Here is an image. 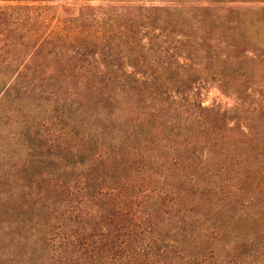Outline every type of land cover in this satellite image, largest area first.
<instances>
[{"label":"rangeland","instance_id":"374dc122","mask_svg":"<svg viewBox=\"0 0 264 264\" xmlns=\"http://www.w3.org/2000/svg\"><path fill=\"white\" fill-rule=\"evenodd\" d=\"M73 1L0 0V8L7 10L5 17L0 15V204L16 205L14 217L21 225L19 246L24 264H33L34 257L39 264L51 255V219L54 222L57 213L54 207L59 204H91L95 212L96 204H116L109 197L112 194L88 192V197L85 190L72 187L78 172L89 171L84 167L68 170L67 185H70L71 192L65 189L67 195L59 194L64 186L57 175L51 174V166L55 162L62 165L65 158L75 153L79 141L81 148L86 147L87 142H83L82 137L86 133L92 137L93 148L89 153L103 152L111 147L103 141V135L108 140L111 136L117 137V133L126 134L121 128L101 123L103 118L96 117L98 114L93 115L96 111L102 112L101 97L110 88L101 91L98 84L92 88L85 86L84 74L79 70L72 72L73 57L84 38L82 30L77 31V25L86 19L83 31L88 34L86 37L96 41L90 46L96 51V57L107 52V59L117 56L116 60L123 61L130 70L133 67L127 62V49L145 44L147 40L143 38L146 26H139V40L133 41L134 25L128 23L137 0H113L109 5L102 0H90L96 4L94 9L84 10L81 17L70 18L81 0ZM154 1L163 5L176 4L174 9L154 12L159 19L157 22L155 19L156 29L151 28V31L166 33L170 48L165 56L171 63L167 65L170 70L167 79L172 80L175 68L180 70L176 78L181 88L186 91L189 86L187 92L192 100L207 107L202 112L207 118V127L225 129L229 125H239L247 129L249 125L250 133L258 128L264 139V0ZM200 3L209 5L208 12ZM88 14L95 15L90 18ZM174 20L178 21L177 26L171 24ZM230 20L239 26V36L241 34L244 38L238 40L237 34L231 32L226 34L228 42L217 41L220 35L225 36L223 28ZM95 22L98 23L94 25ZM208 32L213 35L209 37ZM175 47L176 55L170 54ZM66 63L68 67L64 68ZM17 69L20 74L13 72ZM150 75H158V72L153 71ZM191 76L197 78L190 83ZM13 83L16 86L11 88ZM54 84L62 85L59 86L61 91L51 92ZM165 84L170 88L172 83ZM189 106L199 111L194 105ZM136 110L123 107V112L116 110V114L118 117L124 115L123 121L132 117L136 123ZM180 110L183 116L187 113L185 107ZM189 127L185 128L190 130L191 140L200 146L207 134L197 136ZM225 131L230 133L229 129ZM151 132L154 133L155 129ZM158 139L154 136L152 143L145 138L133 140L145 154L144 166L139 173L131 172L128 178L145 175V182H154L155 176H148L151 170H144V167L149 159L156 158L157 149L153 143ZM230 146L233 148L234 143L230 142ZM81 148L78 158L82 154ZM52 154L64 159L53 158L51 161ZM182 154L186 156L188 153L184 150ZM255 166L258 168L256 173L242 176L241 192H231L229 198L216 203L206 199V194L199 195L189 188L169 193V197H162L160 193L156 199L151 196L146 203L139 202L144 193L154 194L151 186L145 183L134 192L138 195H133L132 206H154L157 211L152 212V220L160 221L163 232L179 227V237L184 236V252L183 257H175V264H264V154L258 156ZM101 190L105 192L107 189L101 187ZM132 190L129 184L126 192ZM208 208V216H203L202 212ZM5 216L1 215V224L11 218V212ZM95 221L97 218H93L90 224Z\"/></svg>","mask_w":264,"mask_h":264},{"label":"trees","instance_id":"16d2710c","mask_svg":"<svg viewBox=\"0 0 264 264\" xmlns=\"http://www.w3.org/2000/svg\"><path fill=\"white\" fill-rule=\"evenodd\" d=\"M65 1L74 2L73 0ZM102 1L109 5L113 0ZM172 2L178 3V0H172ZM95 6L96 4L90 0H81L70 18L81 17L84 10L94 9ZM200 6L206 12L210 8L205 3H200ZM174 8L176 4L163 5L162 2L154 0L134 2L132 18L128 19V23L134 25L133 41L139 40V36L137 37L139 26H146L143 38L147 40L145 44H139L136 48L134 46L131 50L127 49L125 55H129L127 62L129 61L133 67L131 70L125 67L123 61H117L116 59L119 58L117 56L107 59L109 54L107 52H103L101 57H96V51L90 48L96 41H93L90 36L86 37L88 34L86 35L83 31L86 19L84 18L83 22L77 25V31L82 30V38H84L83 43L81 42L83 47L77 48V55L73 57L74 60L70 66L73 69L72 72L79 70L81 74H84L85 86L87 84L92 88L98 84L102 88L101 91L110 88L105 90L104 97H101L102 112L96 111L93 115L98 114L96 117L103 118L101 123L105 125L107 122L112 128H121L126 134L117 133V137L111 136L108 140L103 135V141L111 147H107L103 152L89 153L93 148L92 137L90 133H86L82 136L83 142H87L86 147L81 148L82 144L80 145L79 141L75 146V153L65 158L64 163L60 161L62 165L55 162V165L51 166V174L61 179L64 189L59 194L63 195L65 189L71 192L70 185H67L68 170L74 171L78 167H84L89 171L78 172L72 187L85 190L87 196L88 192L112 194L109 197L116 204H96L95 212L91 204H59L54 207L57 213L54 215V222L51 219V255L39 261V264H175V257H183L184 252L182 248L184 236L179 237V227L163 232L159 227L160 221L152 220V212L157 211L154 206L148 205L143 208L132 206L133 195H138L134 192L139 191L143 184H149L154 194H140L141 198L138 200L146 203L151 196L156 199L160 197V193L163 197L168 196L169 193L174 194L179 189L189 188L198 192L199 195L206 194V199L216 203L218 200L229 198L231 192L235 194L243 188V175H249L250 172L256 173L258 168L255 162L258 156L264 154L262 131L255 128L250 133L249 125L246 126L247 129L239 125H229L225 129L207 127V118L202 113L207 107L199 101L196 102L195 99L192 100L187 92L189 86H186V91L181 88L180 81L178 77L176 78L180 70L175 68L172 80L167 79V73L170 72L167 65L171 63L165 56V52H168L170 48L165 38L166 33L151 31V28L155 27V19L156 22L159 19L154 12L161 10L162 13ZM6 12L7 10L3 11L0 8V15ZM88 15L93 18L95 14ZM96 23L98 22L94 25ZM171 24L177 26L178 21L174 20ZM98 27H101L100 24ZM159 27L164 28V25L159 24ZM237 29L239 30L237 24H233L231 20L228 21L223 28L225 36L220 35L217 41L228 42L226 34L230 35L231 32L237 34L236 39H243L244 36L241 37V34L239 36ZM207 35L211 37L213 33L208 32ZM143 38L140 39L143 40ZM55 39L51 38V40ZM193 48H196V45ZM170 54L176 55V47ZM174 62H177L175 57ZM63 67H68V64L66 63ZM153 71H157L158 75L151 76ZM13 72L20 74L19 69ZM63 73H61L62 76L65 75ZM189 78L191 83L197 76ZM188 79L184 82L186 83ZM168 82L172 83L170 88L166 87L165 83ZM10 84L11 82L5 85L3 92ZM15 86L13 83L11 88ZM59 86L55 84L51 86V92L61 91ZM66 89L69 90V87L67 86ZM119 93L121 97L118 96ZM64 101L67 102L65 98ZM189 104L197 107L199 111L192 110ZM123 107H128L130 110L137 108L136 123L132 117L123 121L124 115L117 116L116 110L123 112ZM182 107L187 109L184 116L179 113ZM191 123L194 126L189 127ZM185 127L193 130L192 134L196 132L197 136L207 134L203 142H200V146L194 144L191 140L192 135L189 134L190 130ZM153 129H155L154 133L151 132ZM228 129L230 133L225 131ZM183 132H185L184 135ZM219 135L228 139L219 138ZM154 136L159 138V141L153 143L157 149V156L149 159L148 165L144 167V170H151L148 176H155L154 182L150 180L145 182V175H139L137 179H134V176L128 178L131 172L135 174L144 166L142 161L145 154L140 146H135L133 140L145 138L152 143ZM230 142L234 143L233 148ZM73 147L74 145L70 146L71 149ZM80 148L82 154L78 158L77 153ZM184 150L188 153L186 156L182 154ZM133 156L138 158L133 160L131 159ZM53 158L64 159L52 154L51 161ZM129 184L133 190L127 193ZM101 187H106L107 190L102 192ZM15 207V204H0V218L1 215L8 217L7 215L11 212V218L7 222L4 221L1 224L0 221V264H24V257L21 256L19 246L21 235L19 226L21 225L18 224V218L14 217L17 214L14 211ZM166 211L169 212V210ZM209 211L210 208L202 212L203 216H208ZM90 214L93 215L89 217ZM93 218H97L98 221L90 224ZM35 261L34 257L33 264H38Z\"/></svg>","mask_w":264,"mask_h":264}]
</instances>
